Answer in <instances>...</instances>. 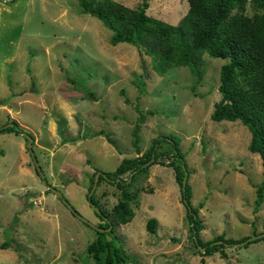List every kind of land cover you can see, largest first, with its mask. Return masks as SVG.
Here are the masks:
<instances>
[{"label": "rangeland", "instance_id": "1", "mask_svg": "<svg viewBox=\"0 0 264 264\" xmlns=\"http://www.w3.org/2000/svg\"><path fill=\"white\" fill-rule=\"evenodd\" d=\"M115 1L133 9L142 4ZM188 9V0H149L147 13L176 25ZM111 37L99 18L80 12L78 0H0V126L17 120L34 135L49 184L26 136L0 133V264H97L87 253L106 230L87 198L95 169L114 171L162 136H174L185 155L193 205L205 203L203 241L264 233V193L256 203L264 167L249 150L252 134L241 121L211 118L228 59L204 53L198 74L181 66L159 75L150 56L129 43L114 46ZM167 147L162 142L159 150ZM148 172L132 187L134 218L107 235L124 248L128 264H203L202 257L206 264H264V240L227 245L228 259L198 253L173 168L153 164ZM119 195L108 179L95 190L106 214ZM150 219L157 221L155 233L147 228Z\"/></svg>", "mask_w": 264, "mask_h": 264}, {"label": "trees", "instance_id": "2", "mask_svg": "<svg viewBox=\"0 0 264 264\" xmlns=\"http://www.w3.org/2000/svg\"><path fill=\"white\" fill-rule=\"evenodd\" d=\"M78 1L81 13L99 18L112 30V45L123 42L134 45L151 57L152 67L159 75L181 66H188L193 73L198 74L204 53L214 58L228 59L221 67V81L218 86L221 98L215 103L211 118L214 121H241L252 134L249 150L260 155L264 167V0H188V12L176 25L149 15V0H142L141 6L136 9L115 0ZM248 2L251 14L247 12ZM86 95L88 97L93 94L89 92ZM125 101L130 103L128 99ZM148 113L154 114L155 111L149 110ZM6 124L0 126V133L23 134L27 142L28 136L34 138L17 120H12L10 125ZM138 133L137 124L133 131L136 137L133 144L136 147ZM101 134H104L103 131ZM162 142L168 144L164 152L159 150ZM178 143L174 136L158 137L153 139L150 148L142 155L124 158L114 171H101L108 178L101 175L98 185L101 179H108L116 185L120 195L109 214L100 207L95 193L92 195V201L101 211L96 214L105 220L99 227H111L110 231H98V237L87 247V253L97 264H128L130 261L124 248L117 244L116 237L108 239L107 235L114 232L116 224H126L134 218L132 204L138 193L132 187L137 175H147L153 164L173 168L176 181L180 185L181 200L186 207L190 235L198 253L210 256L220 252L222 258L228 259L229 255L224 249L227 245L236 246L250 238L246 236L240 240H232L222 233L210 241L201 239L205 224L199 209L205 203L201 201L197 207L194 206L193 192L188 182L184 189L183 181L188 168ZM97 172H100L99 168L95 169L94 177ZM187 176L189 179V174ZM94 180L95 178L89 192ZM263 191L264 186L259 185L257 206L263 201ZM156 224V219L148 221L147 228L151 233L156 232ZM218 240H223L224 243L216 244ZM261 240L264 237L248 241L246 245ZM199 246L206 247V250L202 252ZM201 262L206 264L204 257Z\"/></svg>", "mask_w": 264, "mask_h": 264}, {"label": "water", "instance_id": "3", "mask_svg": "<svg viewBox=\"0 0 264 264\" xmlns=\"http://www.w3.org/2000/svg\"><path fill=\"white\" fill-rule=\"evenodd\" d=\"M29 139V142H28V148L30 150V153L33 157V161L35 162V165L37 167V171L39 173V175L41 176V178L44 180V184L47 186L49 185L48 184V181L46 180V176L43 172V169L42 167L39 165L38 163V160H37V157L34 153V150H33V141H34V138L31 137V136H28L27 137ZM103 175V172H97L96 175H95V180H94V185L90 191V193L88 194V199L90 201V204L95 208V211H97L98 213H101V211L98 209V207L96 206V204L92 201V195L95 193V190L97 188V185H98V181H99V178L100 176ZM188 171L186 169L185 171V178H184V181H183V184H184V189H185V186L187 185V182H188ZM104 177H107L105 175H103ZM108 178V177H107ZM50 190H52L53 192H55L57 194L58 197H61L63 198V201L68 205V207L71 209V211L77 215L79 218H81L84 222H86L87 224L91 225L92 227L96 228V229H99L96 225H94L93 223H91L89 220H87L86 218H84L82 215H80L68 202L67 200L64 198V195L61 191H59L57 188L55 187H52V186H48ZM107 230V229H106ZM264 237V233H260L258 235H255V236H252L250 237L246 242L248 241H253L255 239H261ZM246 242H241V243H238L236 244V246H243L246 244ZM216 244H222L224 243L223 240H218L215 242ZM227 245V243H225ZM201 251L204 252L206 250V247H202V246H199Z\"/></svg>", "mask_w": 264, "mask_h": 264}, {"label": "crops", "instance_id": "4", "mask_svg": "<svg viewBox=\"0 0 264 264\" xmlns=\"http://www.w3.org/2000/svg\"><path fill=\"white\" fill-rule=\"evenodd\" d=\"M205 230V229H204Z\"/></svg>", "mask_w": 264, "mask_h": 264}]
</instances>
